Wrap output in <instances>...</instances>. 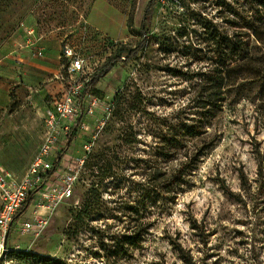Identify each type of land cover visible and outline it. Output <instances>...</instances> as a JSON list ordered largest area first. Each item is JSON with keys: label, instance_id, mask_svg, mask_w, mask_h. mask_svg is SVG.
I'll return each mask as SVG.
<instances>
[{"label": "rangeland", "instance_id": "rangeland-1", "mask_svg": "<svg viewBox=\"0 0 264 264\" xmlns=\"http://www.w3.org/2000/svg\"><path fill=\"white\" fill-rule=\"evenodd\" d=\"M148 1L132 9L131 0H0V71L20 67L6 56L18 25L35 21L59 52L69 46L87 56L97 75L116 46L141 39ZM107 5L121 24L111 23ZM92 12L118 35L94 29ZM253 19L264 25V6L250 0H157L144 50L86 92L100 101L65 153L81 157L94 138L73 195L34 243L10 237L7 246L61 264H264V46L248 29ZM235 42L247 57L222 67ZM61 58L59 82L67 77ZM219 68L226 99L202 104L213 83L197 74ZM34 105L0 109V162L16 176L41 142ZM33 216L30 203L19 219Z\"/></svg>", "mask_w": 264, "mask_h": 264}, {"label": "built area", "instance_id": "built-area-1", "mask_svg": "<svg viewBox=\"0 0 264 264\" xmlns=\"http://www.w3.org/2000/svg\"><path fill=\"white\" fill-rule=\"evenodd\" d=\"M17 30L24 38L19 49L28 48L31 52L35 51V55L41 56L42 50L37 48L39 26L36 23H21ZM61 52L66 60L67 77L60 81V91L55 96H50L51 101L43 108V133L35 156L21 176L14 175L0 163V256L4 253L2 264H17L18 260L11 255L20 251L30 252L29 247L20 248L19 245L9 248V238H26L34 243L42 235L53 212L73 195L74 186L93 145L90 141L94 138L87 137L88 142L82 145L81 157L69 160L64 154L52 174L46 177L54 168V161L61 151L60 144L74 122L78 118L85 120L90 117L100 101L84 93L92 73L88 67L89 58L75 51L74 47L65 46ZM109 104L103 106L106 113L113 109V105ZM83 126L84 123H80L78 138L82 137ZM29 198L34 216L28 220L15 219Z\"/></svg>", "mask_w": 264, "mask_h": 264}, {"label": "crops", "instance_id": "crops-1", "mask_svg": "<svg viewBox=\"0 0 264 264\" xmlns=\"http://www.w3.org/2000/svg\"><path fill=\"white\" fill-rule=\"evenodd\" d=\"M106 5V4H105ZM108 6V5H107ZM111 11V23L121 24L119 20L118 11L113 6H108ZM92 11H95L92 10ZM93 13H91L90 25L102 32L104 36L114 38L118 35L117 32L110 36L102 30L94 21ZM34 22H30L29 25H34ZM14 36V47H10L12 50L11 56L7 58L13 59L16 57V63H21L20 67L10 66L11 70L0 71V109H5L10 103L9 92L10 88L14 86V93L19 101H29V104H35L37 111L42 117L43 108L51 101L50 96H55L61 88V84L58 80V67L60 62V56L62 52H59V44L55 39H51L49 33L38 34L39 41L37 42V48L42 50V55L37 56L35 51L31 52L28 48L19 49L20 44L23 45L24 38L20 32H17ZM10 50V51H11ZM15 62V61H14ZM47 82L45 85L40 86V83ZM39 86V88H36ZM42 119V118H41ZM43 126V125H42ZM43 133V128H42ZM1 163V162H0Z\"/></svg>", "mask_w": 264, "mask_h": 264}, {"label": "trees", "instance_id": "trees-1", "mask_svg": "<svg viewBox=\"0 0 264 264\" xmlns=\"http://www.w3.org/2000/svg\"><path fill=\"white\" fill-rule=\"evenodd\" d=\"M136 1L137 0H131L130 7L132 9L134 8ZM250 1L256 2L258 5L264 6V0H250ZM156 4H157V0H149L145 7L143 18L141 20V25H140L141 39L137 42L136 46L132 49L127 48L124 44H119L118 46H116L115 50L109 56L106 57L101 72L97 75L94 74L89 77L85 86L84 93H86L89 89H95V86L98 83V79L104 76L115 63L117 62L128 63L131 60L137 58L138 54L144 50L149 39L148 38L150 33L149 22L153 17ZM253 23H254V19L252 20L248 29L252 30V35L256 38V41L259 42L262 46H264V32H262L264 28H260V27H264V25L256 26ZM259 31H260V35H259ZM245 50L246 48H244L239 42L232 43L228 52L230 55V59L228 61L226 60L223 63H221V66L226 67L233 62H239L240 60H244L248 55ZM122 54L125 55L123 56ZM61 64H62V70L66 72V60L63 57L61 58ZM197 75L203 76L204 83H210V82L213 83L211 92H209V90L204 91L205 96L201 100L202 104H211L212 101L215 102L218 101L220 104H222L226 99V92H225L226 85H225V76L223 74V71H221V68L212 70L211 74L203 73ZM9 97H10V103L7 108L11 109L19 101L14 93V86L10 88ZM80 123H81V118H78L72 125L70 132L65 137V144L54 161V168L50 172H48L46 177H49L52 174V172L57 167L60 158L67 152V150L70 149L72 143L76 140ZM180 173L181 172L178 171L175 174V177L178 178V176H180ZM30 203L31 200L29 198L25 202L23 207L18 211V213L15 216V219L20 218L22 216L25 209L30 205ZM11 256L16 258L17 260L18 258L22 260L30 259L37 264H61L59 260H56L54 258L39 256L36 254H32L31 252L20 251L14 253Z\"/></svg>", "mask_w": 264, "mask_h": 264}, {"label": "water", "instance_id": "water-1", "mask_svg": "<svg viewBox=\"0 0 264 264\" xmlns=\"http://www.w3.org/2000/svg\"><path fill=\"white\" fill-rule=\"evenodd\" d=\"M4 253L0 256V264H2Z\"/></svg>", "mask_w": 264, "mask_h": 264}]
</instances>
